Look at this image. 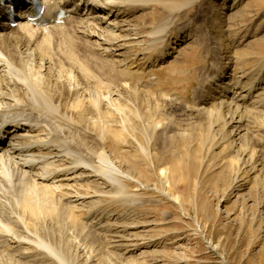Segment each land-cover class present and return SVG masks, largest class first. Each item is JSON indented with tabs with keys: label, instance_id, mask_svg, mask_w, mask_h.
Listing matches in <instances>:
<instances>
[{
	"label": "rangeland",
	"instance_id": "obj_1",
	"mask_svg": "<svg viewBox=\"0 0 264 264\" xmlns=\"http://www.w3.org/2000/svg\"><path fill=\"white\" fill-rule=\"evenodd\" d=\"M216 1L140 0L116 30L122 56L79 44L46 70L29 61L59 105L44 109L54 133L96 172L75 207L1 179L0 264H264V93L240 135L229 110L201 103L218 69L242 86L264 78V0ZM97 21L113 33L122 20ZM166 22L183 41L156 65L163 38H147Z\"/></svg>",
	"mask_w": 264,
	"mask_h": 264
},
{
	"label": "bare ground",
	"instance_id": "obj_2",
	"mask_svg": "<svg viewBox=\"0 0 264 264\" xmlns=\"http://www.w3.org/2000/svg\"><path fill=\"white\" fill-rule=\"evenodd\" d=\"M29 1L13 4L11 1L2 3L0 0V80L3 81V88L0 86V180H8L11 185L19 180L18 182L28 186L41 185L44 190L51 188L60 196L69 198L75 207L89 198V194L80 192V181H83V176L92 177L96 168L90 160L88 162L81 159L80 154L72 151L54 133V120L44 109L53 112L59 105L54 100L51 88L39 82L42 72L34 75L28 64L29 61L36 62L45 66L46 70L56 55L58 58L63 50H73L79 44L107 57L122 56L121 51L129 43L121 41L127 40L126 37L129 36L116 34V30H129L128 23H124L126 29L121 24L125 21L123 17L133 13L141 4L140 0H41L45 10L40 17L32 20L30 15L33 12L29 10ZM212 4H217V1L213 0ZM16 7L19 8L15 9ZM97 9L103 10L105 15H94L93 12ZM111 18L122 20L113 25L116 28L113 33H109V28H102L97 21L101 19V22H107ZM166 26L167 22L159 24L147 38L150 45L163 38V45L160 44L155 55L156 65L168 61L173 51L178 49L176 45L183 41L180 32L167 33ZM221 30L220 26L219 32ZM173 37L177 41L169 49H164ZM65 53L61 55L64 58L69 52ZM225 69L216 70L212 81H217V84L210 88L208 97L201 99V103L218 101V112L229 110L232 123L236 124L235 134L240 135L246 130L245 115L248 108L263 100L264 92L260 88L264 78L256 83L250 81L245 87L240 81L230 80V72ZM104 157L106 159L101 158V162L108 168L104 175L114 179L119 171L115 172L114 164L108 161L107 156ZM0 184L7 186V182ZM28 203L32 205L31 202ZM25 205L28 206L26 200Z\"/></svg>",
	"mask_w": 264,
	"mask_h": 264
}]
</instances>
